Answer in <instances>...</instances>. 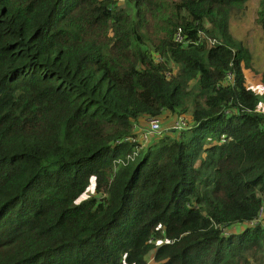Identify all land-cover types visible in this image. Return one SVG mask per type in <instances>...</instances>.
<instances>
[{
	"label": "trees",
	"instance_id": "1",
	"mask_svg": "<svg viewBox=\"0 0 264 264\" xmlns=\"http://www.w3.org/2000/svg\"><path fill=\"white\" fill-rule=\"evenodd\" d=\"M242 1L0 0V264H264ZM178 115L125 160L140 119Z\"/></svg>",
	"mask_w": 264,
	"mask_h": 264
},
{
	"label": "rangeland",
	"instance_id": "2",
	"mask_svg": "<svg viewBox=\"0 0 264 264\" xmlns=\"http://www.w3.org/2000/svg\"><path fill=\"white\" fill-rule=\"evenodd\" d=\"M118 1L121 3L122 0ZM258 1L259 0H244L239 4H234L229 12L228 30L234 43L243 46L247 50L248 58L246 62L248 66L243 70L244 78L246 85L249 86L260 99L257 108L264 112V35L261 33L259 27L253 23V18L258 8ZM158 119L162 131L164 129H170L169 126L173 118H170V116H160ZM143 125L144 119L141 126ZM139 128V125L135 126L131 134L132 136L130 135L128 137L135 138ZM150 140L148 142H150ZM145 145H143L141 149ZM93 193V180L90 179L86 189L72 201V204L83 201ZM228 228L233 229L234 227L231 226ZM147 263H150V258Z\"/></svg>",
	"mask_w": 264,
	"mask_h": 264
},
{
	"label": "built area",
	"instance_id": "3",
	"mask_svg": "<svg viewBox=\"0 0 264 264\" xmlns=\"http://www.w3.org/2000/svg\"><path fill=\"white\" fill-rule=\"evenodd\" d=\"M174 40L176 42H181V37L179 33L177 32L176 35H174ZM226 79L230 81L231 76L230 73H227ZM186 118L183 115H178L175 117L169 128L180 130L186 128ZM164 129V128H163ZM162 128L160 126L159 119L157 117H147L144 119V125L143 127H140L137 131L135 138L126 137V141L132 143L133 145V151L131 154L125 155V160L132 159V156L136 154L137 149L139 150L143 145H145L149 139L153 138L154 136H157L161 133ZM118 161V160H117Z\"/></svg>",
	"mask_w": 264,
	"mask_h": 264
},
{
	"label": "crops",
	"instance_id": "4",
	"mask_svg": "<svg viewBox=\"0 0 264 264\" xmlns=\"http://www.w3.org/2000/svg\"><path fill=\"white\" fill-rule=\"evenodd\" d=\"M142 122H143V120H142V119H140V120L138 121V124H137V126L139 125V127H143V126H141V125H142Z\"/></svg>",
	"mask_w": 264,
	"mask_h": 264
}]
</instances>
